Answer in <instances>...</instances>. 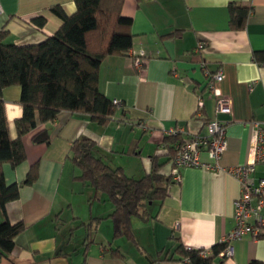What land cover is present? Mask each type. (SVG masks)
<instances>
[{"label": "crops", "instance_id": "crops-1", "mask_svg": "<svg viewBox=\"0 0 264 264\" xmlns=\"http://www.w3.org/2000/svg\"><path fill=\"white\" fill-rule=\"evenodd\" d=\"M230 3L251 8L242 31L229 29ZM55 6L67 15L75 11L73 0H0V30L17 46L40 43L62 24L50 11ZM122 15L132 20L133 46L125 55L103 59L98 83L101 93L123 108L104 126L83 114L61 112L23 137L26 159L16 168L3 165L5 183H21L35 164L37 178L5 205L8 221L23 223L25 230L0 264H188L176 261L179 242L211 256L234 226L239 185L223 169L246 163L257 132L253 124L264 123V65L253 61V52L264 51V0H124ZM37 17L45 20L42 29L32 23ZM135 58L144 60L142 67L133 65ZM219 70L222 81L210 91L206 75ZM20 92L18 86L3 90L12 139L22 115ZM219 99L230 102L229 113L215 112ZM212 119L226 123L221 169H179L180 181L172 180L164 201L149 204L145 218L132 220L133 241L114 239L113 206L77 179L79 171L68 158L72 143L92 140L103 161L128 177L147 175L153 159L168 176L174 169L166 163L164 131L181 129L180 140L203 136ZM43 129L50 143L34 144L32 136ZM201 160L210 162L206 153ZM263 175L259 164L254 177ZM231 248L230 258L217 257L212 264L264 263V236L244 235Z\"/></svg>", "mask_w": 264, "mask_h": 264}, {"label": "trees", "instance_id": "trees-1", "mask_svg": "<svg viewBox=\"0 0 264 264\" xmlns=\"http://www.w3.org/2000/svg\"><path fill=\"white\" fill-rule=\"evenodd\" d=\"M75 11L67 15L61 7L50 11L61 19L60 28L42 42L17 46L8 42L9 34L0 30V256L8 258L14 242L24 230L23 223L11 224L5 214V205L19 198L23 186L32 185L37 178V164L33 165L25 179L17 184H6L2 167L9 164L18 167L26 159L23 137L34 131L38 124L52 123L61 112L83 114L98 126L106 125L121 108L113 104L99 90V67L104 58L127 54L133 46L130 33L132 20L122 15L124 0H73ZM229 29H245L250 7L230 3L227 7ZM42 17L32 19L37 29H42ZM167 35L165 37H170ZM253 61L264 65V51L253 52ZM20 88L19 104L22 115L15 120L16 138L9 134L5 116L3 90ZM179 135L164 137L171 163L177 145L182 143ZM46 129L35 133L34 144H49ZM70 162L79 171L77 179L104 195L113 206L109 218L113 222V238L133 241L132 220L145 218L147 206L162 203L167 197V187L172 174L160 173L163 164L153 159L152 170L140 179L128 177L121 168H114L103 161L95 142L88 139L75 140L70 148ZM173 168V167H172ZM224 249L223 244L212 248V255L203 257L201 250L186 249L181 242L174 254L176 261L188 264H212ZM114 255L120 257L118 250ZM172 259V258H171ZM251 264H264L253 261Z\"/></svg>", "mask_w": 264, "mask_h": 264}, {"label": "built area", "instance_id": "built-area-1", "mask_svg": "<svg viewBox=\"0 0 264 264\" xmlns=\"http://www.w3.org/2000/svg\"><path fill=\"white\" fill-rule=\"evenodd\" d=\"M2 9L0 7V14ZM203 46L198 45V49ZM144 60L135 58L133 65L136 68L142 67ZM201 64V68H203ZM207 87L213 90L214 84L222 81V71L219 70L214 75L207 74ZM113 104L123 108L119 100H113ZM202 104L200 103V106ZM215 112L229 113L230 102L219 99L216 102ZM256 128V137L252 145V150L246 163L237 167L223 169L231 175L239 185V196L234 201L232 230L220 243L224 249L218 254L221 259H227L232 256L231 243L240 239L244 235H252L254 238L264 236V175L258 179L254 177L257 166L260 164L264 168V123H254ZM206 133L203 136H194L183 139L182 143L176 147L175 155L171 166L174 169L172 180L174 183L180 181L179 169L181 168H200L207 171L220 170L218 164L223 152L226 150V123L217 119L209 120L206 124ZM181 129L170 128L164 131L169 137L179 135ZM206 153L210 162H203L201 154ZM203 257L210 255L209 251H201Z\"/></svg>", "mask_w": 264, "mask_h": 264}]
</instances>
